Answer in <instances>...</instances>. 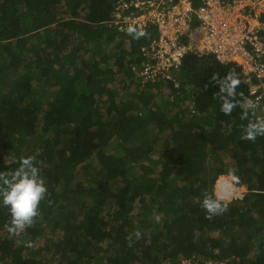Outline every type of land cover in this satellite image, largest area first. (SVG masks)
<instances>
[{
	"label": "trees",
	"instance_id": "16d2710c",
	"mask_svg": "<svg viewBox=\"0 0 264 264\" xmlns=\"http://www.w3.org/2000/svg\"><path fill=\"white\" fill-rule=\"evenodd\" d=\"M118 1L0 0V171L39 150L48 187L21 241L0 205V264H264V137L241 139L261 116L224 115L209 83L235 70L240 100L247 76L189 54L170 79H146L157 27L134 39L113 23ZM220 176L247 192L208 219L203 195L217 197Z\"/></svg>",
	"mask_w": 264,
	"mask_h": 264
},
{
	"label": "built area",
	"instance_id": "2783aa9c",
	"mask_svg": "<svg viewBox=\"0 0 264 264\" xmlns=\"http://www.w3.org/2000/svg\"><path fill=\"white\" fill-rule=\"evenodd\" d=\"M114 17L116 25L127 28L137 19L157 27L156 41L141 49L148 58L141 71L146 79H170L171 69L189 54H213L242 68L250 83L249 99L264 97V0H201L199 6L191 0H119ZM251 75L257 78L254 84ZM256 111L264 117V99Z\"/></svg>",
	"mask_w": 264,
	"mask_h": 264
},
{
	"label": "clouds",
	"instance_id": "9594fccd",
	"mask_svg": "<svg viewBox=\"0 0 264 264\" xmlns=\"http://www.w3.org/2000/svg\"><path fill=\"white\" fill-rule=\"evenodd\" d=\"M141 21L142 19L135 20L127 29V34L134 39L147 38L149 35L143 30V27L149 22L143 25ZM138 24H141L140 27H138ZM140 71H142V66ZM209 83L219 89L218 92L214 93V97L219 100L220 111L224 115L231 116L233 110L240 107L243 110L242 119H247L249 113L261 116L255 120H249L248 124L243 128L241 139L254 143L258 137H264V117L263 114L256 111L260 107V100L264 99V97H257L256 100H252L249 99L248 93V97L238 100L237 89L241 84V80L235 70H230L223 77L219 73H214L210 77ZM208 87L209 85H207ZM188 105H191V102ZM39 154V150H37L35 155L21 157L18 161H15L18 167L12 171H0V205L8 209L11 217L9 225L6 226L10 234L20 235L26 229L31 228L42 215L41 203L48 195V187L41 176L40 168L37 166ZM236 171V169H230L229 175L238 182ZM219 195L214 197L207 192L204 193L202 207L207 213L206 218L212 219L228 211V205L221 201L227 199ZM48 203L51 204V201H48ZM159 220L160 216H156V221L159 222ZM135 235L139 239L141 233L137 231ZM27 246L32 247V243L29 242ZM227 262L218 261L216 264H229ZM207 264L212 263L209 262Z\"/></svg>",
	"mask_w": 264,
	"mask_h": 264
},
{
	"label": "rangeland",
	"instance_id": "374dc122",
	"mask_svg": "<svg viewBox=\"0 0 264 264\" xmlns=\"http://www.w3.org/2000/svg\"><path fill=\"white\" fill-rule=\"evenodd\" d=\"M190 97H191V95H188V96H186V102L185 103H190ZM156 99V102L158 103V98L156 97L155 98ZM151 133V132H150ZM151 136H152V134L151 135H148V137H147V140L148 141H150V138H151ZM159 137V136H158ZM153 140H155V138L153 139ZM152 140V141H153ZM224 180H229V181H231V183L233 184V185H235L234 184V182H233V179L232 178H229V177H224V176H220L219 178H218V180L215 182V185H214V192H215V194L218 196L219 194L221 195V196H223L222 194H221V191H220V186H219V184H220V182H222V181H224ZM240 189H241V192L240 193H238L237 192V194H235V195H229V196H223L224 197V199H227V200H229V199H231V198H242L243 196H244V194L247 192V187L246 186H240ZM219 195V196H220ZM15 238L18 240V241H21V239H19V238H17V235H15Z\"/></svg>",
	"mask_w": 264,
	"mask_h": 264
},
{
	"label": "bare ground",
	"instance_id": "6f19581e",
	"mask_svg": "<svg viewBox=\"0 0 264 264\" xmlns=\"http://www.w3.org/2000/svg\"><path fill=\"white\" fill-rule=\"evenodd\" d=\"M237 188V187H236ZM240 188V187H239ZM232 191H235V186L232 183H227L225 184V186L223 187L221 194L223 196H229V195H235L232 194Z\"/></svg>",
	"mask_w": 264,
	"mask_h": 264
}]
</instances>
